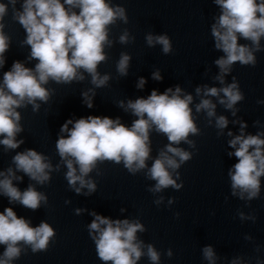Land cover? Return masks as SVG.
Returning <instances> with one entry per match:
<instances>
[{
  "label": "clouds",
  "instance_id": "clouds-1",
  "mask_svg": "<svg viewBox=\"0 0 264 264\" xmlns=\"http://www.w3.org/2000/svg\"><path fill=\"white\" fill-rule=\"evenodd\" d=\"M219 9L213 16L210 34L213 47L223 53L213 61L219 69L213 77L219 87L207 84L195 88L200 97L195 104V113H203L207 126L216 129L217 137L225 135L229 120L224 115H217V104L236 117L240 111L236 107L245 99L235 76L231 83L225 77L233 71L234 65L255 67L256 53L264 51L261 44L264 38V0H211ZM19 3V8L16 5ZM11 6V19L18 23L25 32L21 47L27 46L30 51L24 61L15 60L7 71H3L0 79V145L4 153L15 151L25 143L23 138L17 139L25 129L23 116L19 109L31 106L33 113H38L41 104H48L55 95L56 89L49 84L72 85L85 81L90 77L92 85L81 92L83 103L93 107L96 89L106 88L112 79L110 73L101 74L98 66L106 63L109 56L106 49H111L114 41L110 32L117 22L128 24L126 9L112 0H7L0 2V70L5 67V53L11 45V36L6 33L5 17ZM135 37L124 29L118 42L127 45L134 42ZM243 40L246 43H240ZM147 46L160 45L165 55L173 52L172 42L167 34L145 36ZM132 57L121 52L115 69L118 77H126ZM36 61L33 67L26 66ZM152 79L161 81L160 71L152 73ZM146 80L140 77L136 87L143 89ZM216 98L215 102L213 99ZM192 94L183 92L179 85L169 87L163 93L153 89L145 97L116 101L117 107L136 117L131 126L109 116L88 115L78 119H67L60 127L55 141L59 162L52 164V158L33 148L16 151L9 167L0 170V196L6 197L10 205L19 204L32 212L48 206V195L37 190L51 183L52 173H59L64 167V179L69 190L76 195L91 196L97 191V177L103 175L98 165L105 162L122 165L130 175L143 173L146 180L155 181L147 190L153 195L172 188L179 191L184 187L181 180V167L193 158L194 153L180 147L188 145L189 149H197V143L190 136L202 134L196 124L198 115H193L190 105ZM264 101H257V104ZM214 121V123H213ZM239 125V134L227 141L229 158L236 162L228 169L231 195L245 201L250 207L253 200L261 197V178L264 177V125L259 120L253 126L258 130L255 134L245 132L247 124L234 119ZM69 125H72L69 128ZM166 137L167 143L152 156L151 134ZM149 161L151 164L149 165ZM22 173L23 175H17ZM24 176L30 181L21 190L17 184L22 183ZM14 181L16 183H14ZM177 181H180L177 183ZM86 189V191H85ZM164 197L154 200L156 205L163 203ZM175 202L169 198L168 204ZM70 203L66 200L65 204ZM87 209L77 208L75 214L80 215ZM125 209H121L124 212ZM93 217L87 225L88 235L95 246L97 258L103 264H138L142 257H147L150 264H160L161 253L156 247L138 239L137 233L147 231L140 219H112L95 211L89 213ZM239 218L255 223L254 213L245 215L239 212ZM179 217V213H176ZM56 237L55 229L46 221L33 226L30 219L18 216L13 207H5L0 211V245L4 250L0 253V264H14L22 255L46 252ZM245 239L252 241L251 236ZM256 264H264L259 253L261 248L255 246ZM202 257L208 264H217L219 257L211 245L201 249ZM168 258L173 256L169 248L164 253ZM252 258L243 255L233 257L230 264H251Z\"/></svg>",
  "mask_w": 264,
  "mask_h": 264
}]
</instances>
